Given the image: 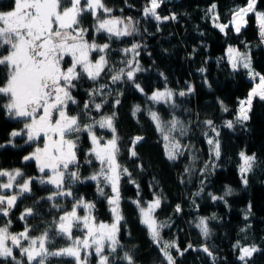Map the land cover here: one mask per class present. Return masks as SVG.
Segmentation results:
<instances>
[{"label": "trees", "instance_id": "obj_1", "mask_svg": "<svg viewBox=\"0 0 264 264\" xmlns=\"http://www.w3.org/2000/svg\"><path fill=\"white\" fill-rule=\"evenodd\" d=\"M102 3L112 11L109 14L98 9L101 20L127 21L131 18L136 31L130 36L110 39L106 31H96L97 20L91 12L79 17V27L87 29L85 41L98 46L109 45L104 52H90V60L104 55L107 65L95 81L86 74L75 81L76 87L70 91L76 103L70 101L66 111L70 116H79L81 126L115 114L113 123L120 149L117 163L121 169H127V173L121 176L119 183V208L123 217L117 233L119 245L111 255L107 247L104 250L110 264H128L127 260L121 259L125 253L133 258L134 264H167L161 252L163 243L153 242L140 218L139 206L156 198L160 199V206L155 209V217L158 223H167L166 227L160 228V235L164 242L174 241L175 246L169 252L175 264H213V257L215 264H245L238 259L237 245L260 249L247 259V264H264V100L253 98L249 119L235 120L239 101L247 95L253 82L247 78L244 69H233L225 55L228 44L238 49L250 44L252 68L264 75V35L255 27L257 17L254 12L246 15V24L239 33L229 25L233 12L247 5L248 0H159L156 11L162 18L160 21L144 15L150 0H102ZM213 5L215 10L209 11ZM13 6L14 0H0V11H9ZM255 10L264 13V0H257ZM172 16L175 19L163 20V17ZM213 17H217L215 20L219 23L229 25L225 32L215 26ZM133 44L140 47L130 67L127 62L133 60L134 54L124 50ZM7 53V47L0 49V56ZM66 61L68 58L63 64ZM136 63L143 70L134 73L133 83L127 80L126 72ZM121 69L125 73L122 79L113 82L112 76ZM6 79V70L0 68V85ZM135 84L143 91L136 89ZM101 85L106 87L101 88ZM165 88L174 91L169 103L154 102L147 96ZM94 89L98 91L90 96ZM180 92L187 94L181 96ZM7 102V97L0 96V172L15 175L18 170L22 175L15 178L11 188L0 189V195L18 197L7 216L0 212V227H7L10 235L24 232L27 227L28 238L20 239V245L25 248L30 246L31 240L48 231L51 239L46 248L52 252L72 244L65 236L56 235V225L59 217L71 211L77 201L94 205L90 211L78 207L79 217L91 216L96 224L111 222L110 186L101 183L104 189V195H101L97 191V182L85 179L99 172L101 167L90 154L88 133L78 134L77 164L70 166L71 171H79L82 182L72 185L71 196L48 200L56 188L51 184H40V178L43 176L47 180L49 174L40 173L33 158L24 159L32 156L33 144L27 143L23 135L11 139L12 131L20 126V122L10 119L2 107ZM85 102H89L88 109L84 107ZM96 103L101 104V109L94 107ZM137 106L139 111L134 114ZM151 112H156L165 125L173 118L183 125V135L179 129L171 133L182 146V154L175 160L168 159L164 135L158 130ZM207 121L212 122L217 135L212 133ZM228 121L233 122L231 128L227 127ZM167 131L165 127L164 133ZM93 132L102 138L101 141L112 138L111 130L101 129L98 124L93 125ZM209 134L220 144V156L214 170L209 169ZM137 136L143 139L133 146L131 142ZM74 137L75 134L71 138ZM133 150L137 153L135 157L131 156ZM242 152L255 156L254 167L246 174L247 184L239 172ZM186 168L189 171L186 172ZM8 180V177L0 176V184L8 183ZM25 181H30V191L21 196L17 188ZM229 189L230 193L226 194ZM65 190H69L67 185ZM212 196L221 199L213 200ZM54 203L60 208L52 207ZM177 205L180 211H176ZM3 207H7L6 201ZM28 208L33 214L21 219V214ZM201 218H205L208 236L197 227ZM86 232L81 224L80 228L73 229L71 236L83 239ZM6 245L12 247L16 260L28 264L27 256L21 255L19 247L9 241ZM189 245L192 247L188 248ZM204 247L212 256L203 251ZM89 253L87 264H98L94 248L89 249ZM84 255L82 252V259ZM0 264H15V261L12 257H0ZM45 264H75V260L68 256L50 257Z\"/></svg>", "mask_w": 264, "mask_h": 264}, {"label": "snow or ice", "instance_id": "obj_2", "mask_svg": "<svg viewBox=\"0 0 264 264\" xmlns=\"http://www.w3.org/2000/svg\"><path fill=\"white\" fill-rule=\"evenodd\" d=\"M69 6H65V3ZM257 0H248L246 7L239 8L232 14L231 24L234 25L235 31L240 32L241 28L246 24L245 16L255 11ZM83 5V6H82ZM159 0H150V7H145L144 15H151L155 20L160 21L162 18L157 14L159 7ZM215 5L209 11L215 10ZM97 9H103L105 13H111L102 3V0H14V8L9 11H0V49L8 48L7 55L0 56V68L6 70V81L0 85V96L8 98V102L2 107L7 110L9 115L16 118H23L24 130L27 131V140L36 141L41 135L44 138L43 147H37L32 156H26L27 161L35 158L39 172L44 174L45 170H49L51 175L47 180L40 178V184L54 185L56 191L47 197L48 200H55L57 197L71 196V187L77 182H82L79 171H71L70 166L77 164L76 150L78 148L79 133L86 131L91 139L93 147L90 149V154L95 156V159L100 162V170L92 174L90 179L97 182V191L104 195V189L101 183L111 187L113 195L108 198L110 211L113 216V223H94V218L85 215L83 218L77 215V208L83 207L86 210H92L94 205L91 203H84L82 200L77 201L69 212L59 217V224L56 225L57 236H65L72 241V246L60 249L58 251H48L46 243L50 242L51 237L48 231L37 239L30 241V246L25 248L20 245V239H27L28 229L17 235H10L7 227L0 228V257H12L15 264H22L21 261L16 260L13 256V249L6 245V240H11L12 245L20 248L21 255L27 256L28 264H45L50 257L68 256L75 258L76 264H87L89 253L87 250L94 248L96 256H98V264H110L109 256L104 254L107 247L109 255L115 253L119 240L117 233L119 231V224L123 219L119 203V183L121 176L127 173V169H121L117 163V155L119 154L118 141L119 137L116 134L114 127L115 114L104 116L100 120H92L91 123L81 126L79 123V116H70L67 114L66 108L68 103H76L71 95V89L76 87L75 81H78L82 75L95 81L101 76L105 70L107 61L104 55L93 63L89 59V53L92 51L104 52L109 48L108 44L98 46L95 43L89 44L84 40V34L87 29L79 27V17L86 12H91V15L96 18V31H106L109 38L115 37L117 39L132 35L135 31V25L131 18L127 21L123 19H103L101 20L97 14ZM256 17L259 22L261 35H264V13L256 12ZM175 19L172 17H163V20ZM217 19V17H213ZM122 24L123 27H116ZM222 32L229 27L228 24H216ZM75 33V34H74ZM140 47L138 44H133L130 49H125V52H132L134 54L133 60L128 61L131 67L134 64L135 54ZM229 61L233 69L242 66L251 72L250 57L247 54L239 53L236 49L229 48ZM70 56L72 63L65 70L62 68V63L65 57ZM79 67V71H78ZM139 64L136 63L132 70L126 72L128 81L134 83V73L142 71ZM203 71V69H201ZM124 69L120 73L112 76L113 82L119 81L124 75ZM106 86L101 85V88ZM136 89L143 91L139 84H135ZM98 90H93L89 93L94 96ZM192 91L191 87L188 89ZM187 93L180 92L179 95L184 96ZM259 95L264 100V76H260V84L254 88L248 95L246 100H241L239 115L237 120L244 122L249 119L248 111L251 108L252 99ZM173 93L171 90L156 91L149 99L154 102L169 103L172 101ZM119 100L116 101L119 104ZM174 106V105H173ZM85 109L89 108V102H85ZM94 107L99 110L101 104L96 103ZM42 110V114H41ZM139 111L137 106L134 109V114ZM224 111H227L225 108ZM58 114V115H57ZM153 121L156 122L158 130L164 135L166 155L169 160H175L181 152V144L175 140L171 133L179 129L180 134L183 135L185 129L179 120L173 118L165 125L159 118L156 112L150 113ZM209 127L215 131L211 121L206 122ZM98 124L101 129L107 128L112 132V138L107 140L101 146L100 140L93 132V125ZM233 126L232 121L227 122V127ZM167 127V133H164V128ZM22 131H13V137L22 135ZM75 134L74 138L73 135ZM58 137V138H53ZM143 138L137 136L132 140L135 146ZM209 145H213L215 156H220V144L217 139H209ZM137 153L131 151V156L135 157ZM243 164L240 167L241 179L247 184V173L252 171L255 162V156H247L243 152L240 153ZM189 171V169H185ZM18 170L15 175L8 172H0V176H8L9 181L5 184H0V189H9L13 186V181L17 176H21ZM30 181H25L19 188V195L28 193ZM65 185L69 190H65ZM230 189L228 193H230ZM199 195V193H196ZM17 195L4 196L0 195V212L7 216L9 211L16 203ZM213 200L221 199V197L212 196ZM7 207H3L4 203ZM160 206V199L156 198L154 202L150 203L147 210L140 208L142 216L141 222L145 224L152 237L154 243H159L161 240L159 229L167 225L158 223L152 216L155 209ZM52 207L60 208V205L53 204ZM176 211H180L177 205ZM32 209H25L21 214V219L32 215ZM83 228L87 230L83 239L77 237L72 238L71 233L73 229ZM197 227L204 236H208L209 229L207 227L205 218H201ZM38 240V247L37 245ZM174 244L164 242L161 248L163 257L167 264H175L173 256L169 249L174 247ZM192 246L189 245L188 248ZM239 247L240 255L238 259L247 264V259L252 257L254 253L260 251L255 246ZM81 249L85 250L83 261L81 260ZM177 251L180 249L177 247ZM188 251V249H184ZM203 251L209 256L212 253L207 247ZM183 255V252H181ZM128 261V264H134L133 258L125 253L121 258ZM213 264H215V257H213Z\"/></svg>", "mask_w": 264, "mask_h": 264}, {"label": "rangeland", "instance_id": "obj_3", "mask_svg": "<svg viewBox=\"0 0 264 264\" xmlns=\"http://www.w3.org/2000/svg\"><path fill=\"white\" fill-rule=\"evenodd\" d=\"M65 6H69L68 4H67V2L65 3ZM83 6V5H82ZM247 5H245V6H243V7H246ZM13 8H14V6H13ZM12 8V9H13ZM242 8V7H241ZM11 9V10H12ZM97 11H98V9H97ZM257 11L255 10L254 11V14L256 13ZM256 15V14H255ZM246 17V16H245ZM245 19V18H244ZM231 21H232V19L230 20V23H229V25H231L232 26V28L235 30V27H234V25H232L231 24ZM246 21V20H245ZM213 23L215 24V26H216V24H221V23H219L218 21H216V20H214L213 21ZM245 25V24H244ZM258 26V24H257V19H256V22H255V27H256V29L259 31L260 30V28L259 27H257ZM116 27H120V28H122L123 26H122V24H120V25H116ZM218 28V27H217ZM219 29V28H218ZM220 30V29H219ZM221 31V30H220ZM222 32V31H221ZM223 32H225V31H223ZM75 34V33H74ZM89 44H91V43H89ZM233 48V49H236L239 53H242V54H247V56L248 57H250V54H249V50H250V44H247V46L244 48V49H238L236 46H234V45H231V44H228L227 46H226V49H225V55H226V57H227V59H228V61H229V54H228V49L229 48ZM7 55V54H6ZM65 58H68V61H66V64H63L62 63V68L63 69H67L70 65H71V63H72V60H71V57L70 56H66ZM90 59V58H89ZM99 59V56L96 58V59H94V60H91L93 63H95L97 60ZM250 62H251V59H250ZM229 63H230V61H229ZM230 65H231V67H232V64L230 63ZM237 68H242V69H244L245 71H246V75H247V78L249 79V80H251L252 82H253V85H252V88L249 90V92L247 93V95L245 96V97H243L242 99H240V101L241 100H246L247 98H248V95H249V93L254 89V88H257V86L260 84V76H264V75H260V74H258L257 72H255L254 70H253V68H252V65H251V72L248 70V69H245V68H243L242 66H239V67H237ZM236 68V69H237ZM164 90H170V89H168V88H165V89H157V90H155L154 92H156V91H164ZM172 91V90H171ZM154 92H151V93H148L147 94V96L148 97H150ZM172 93H173V96H174V91H172ZM255 97H260L259 95H256V96H254L253 98H255ZM172 99H173V97H172ZM253 100V99H252ZM239 101V102H240ZM171 102V101H170ZM239 108H240V103H239V107H238V114H237V116L239 115ZM249 112V111H248ZM41 114H42V110H41ZM58 115V114H57ZM8 116L10 117V119H12V120H15V121H17V122H20V126L18 127V128H16V129H14L13 131H17V132H20V131H22L23 130V132H22V135L25 137V140H26V142L27 143H31V144H33V150H32V154L35 152V149L37 148V147H43V145H44V138H43V136L41 135V137L40 138H38L36 141H28L27 140V131L26 130H24V123L26 122L23 118H16V117H13V116H11V115H9V113H8ZM237 116H236V118H235V120H237ZM156 123V122H155ZM215 128V127H214ZM12 131V132H13ZM211 131H212V133H214V135H217V129L215 128V131H213L212 130V128H211ZM209 132V131H208ZM207 132V133H208ZM95 134V133H94ZM214 135H211V134H209L208 136H207V145H208V148H209V153H210V157H209V164H210V167H209V169H211V170H214L215 169V166H216V161H217V157L215 156V154H214V151L212 150L213 149V145H209V143H208V140L209 139H215V136ZM13 138V136L11 135V139ZM53 138H58V137H53ZM10 139V140H11ZM90 141H91V139H90ZM106 141L107 140H105V141H101L100 140V144H101V146H103V144L104 143H106ZM165 143H166V141H165ZM93 147V145H92V143H91V148ZM166 151V150H165ZM245 155H247V156H251V155H249V154H247V153H245V152H243ZM177 158V157H176ZM33 159L35 160V158L33 157ZM36 161V160H35ZM243 164V160L241 159V164H240V167H241V165ZM45 172H47L49 175H46V178L48 179V177L51 175V172L49 171V170H45ZM240 172V171H239ZM240 175H241V173H240ZM5 177V176H4ZM6 177H8V176H6ZM9 181V180H8ZM13 182H15V181H13ZM111 188V187H110ZM17 189H19V188H17ZM1 190H5V189H1ZM7 190V189H6ZM113 195V193H112V190H111V195L109 196V197H111ZM152 202H154V201H150V202H148V204L146 205H141V206H139V212H140V208L141 207H143L144 209H146L147 210V207H148V205L150 204V203H152ZM110 206V205H109ZM245 209V208H244ZM111 212V211H110ZM112 214V213H111ZM152 216L155 218V220L158 222V220H157V218L155 217V210H154V212L152 213ZM140 218H141V220H142V216H141V213H140ZM95 223V222H94ZM103 223V222H102ZM111 223H113V216H112V221L111 222H109V223H106V224H111ZM165 223V222H164ZM97 224H99V223H97ZM143 224V223H142ZM146 228H147V226L145 225V224H143ZM166 225H167V223H166ZM0 228H3V227H0ZM148 229V228H147ZM159 231H160V229H159ZM150 234V233H149ZM151 236V235H150ZM160 237H161V235H160ZM162 238L164 239V237H161V240H160V242L158 243V244H160V245H162V243H164V241L162 240ZM7 241H9V242H11V240H6L5 241V243H7ZM167 242H170V243H174V241L173 240H166ZM7 246H10V245H7ZM70 246H72V244L71 245H68V246H65V247H63V248H67V247H70ZM11 247V246H10ZM243 247H250V246H243ZM63 248H61V249H63ZM88 252H89V250H87ZM82 252H84L85 253V250H83V249H81V253ZM73 258V257H72ZM74 260H75V258H73ZM81 260L83 261V259L81 258ZM75 264H76V261H75Z\"/></svg>", "mask_w": 264, "mask_h": 264}, {"label": "bare ground", "instance_id": "obj_4", "mask_svg": "<svg viewBox=\"0 0 264 264\" xmlns=\"http://www.w3.org/2000/svg\"><path fill=\"white\" fill-rule=\"evenodd\" d=\"M257 24H258V26H259V22H258V20H257Z\"/></svg>", "mask_w": 264, "mask_h": 264}, {"label": "water", "instance_id": "obj_5", "mask_svg": "<svg viewBox=\"0 0 264 264\" xmlns=\"http://www.w3.org/2000/svg\"><path fill=\"white\" fill-rule=\"evenodd\" d=\"M257 27H259V26H257ZM260 28V27H259Z\"/></svg>", "mask_w": 264, "mask_h": 264}]
</instances>
